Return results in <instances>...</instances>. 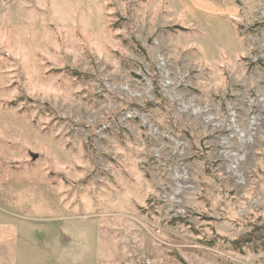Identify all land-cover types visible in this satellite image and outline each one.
Masks as SVG:
<instances>
[{
	"label": "rangeland",
	"instance_id": "rangeland-1",
	"mask_svg": "<svg viewBox=\"0 0 264 264\" xmlns=\"http://www.w3.org/2000/svg\"><path fill=\"white\" fill-rule=\"evenodd\" d=\"M0 264H264V0H0Z\"/></svg>",
	"mask_w": 264,
	"mask_h": 264
},
{
	"label": "water",
	"instance_id": "water-1",
	"mask_svg": "<svg viewBox=\"0 0 264 264\" xmlns=\"http://www.w3.org/2000/svg\"><path fill=\"white\" fill-rule=\"evenodd\" d=\"M30 155H31V157H32V158H35V157H36V155H35V154H30Z\"/></svg>",
	"mask_w": 264,
	"mask_h": 264
}]
</instances>
